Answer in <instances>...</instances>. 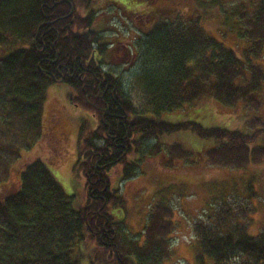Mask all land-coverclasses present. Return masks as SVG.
Returning <instances> with one entry per match:
<instances>
[{
	"label": "trees",
	"instance_id": "1",
	"mask_svg": "<svg viewBox=\"0 0 264 264\" xmlns=\"http://www.w3.org/2000/svg\"><path fill=\"white\" fill-rule=\"evenodd\" d=\"M95 1H104L107 6V1L113 0H0V174H4L0 178L12 172V163L22 151L30 150L42 138L41 110L49 86L66 85L69 101L89 110L97 120L93 129L85 121L79 128L74 169L80 170L85 183L83 206H73V196L66 193L39 158L22 163L16 189L4 192L1 188L0 264H79L85 236L91 234L102 245L107 244L106 248L110 247L107 264H155L162 255L165 258L168 247L162 240V233L172 228L165 221L168 207L158 204L151 208L146 218L144 246H138L137 237L123 232L121 224L115 221L113 210L121 201L111 187L113 172H119L116 167L120 166L121 180L133 177L153 141L178 131H190L205 141H218L222 149L217 146L213 157L221 150L225 152V148L230 152L242 145V154L221 163L252 164L264 155V120L249 119L248 115L250 104L256 110L263 107L264 96L258 93L264 90V77L251 74L243 86L230 83L240 71L244 72L246 62L253 61L252 54L259 47L264 52V0L259 1L254 17L240 30L242 37L252 43L246 49L251 56L247 61L234 58L231 48L220 46L191 22L158 20L163 12L177 13L172 7L166 11L156 8L163 0H118L129 8L126 12L120 7L125 17L133 19L139 15L127 47L135 45L136 57L123 66L128 75L105 69L116 66L108 64L107 58L114 56V60L121 55L118 50L122 44L112 42L113 37L104 38V18L96 16L101 7L94 5ZM137 4L149 5L150 10L130 8ZM196 4L199 12L206 9L204 1L198 0ZM154 6L156 12L151 13ZM78 8L82 13H78ZM233 14L241 21L245 19L240 9ZM143 17L157 20L153 24L140 22ZM145 23L150 28L139 30ZM189 63L192 68L187 66ZM130 78L141 82L151 113H137L126 89ZM103 92L105 97L99 99ZM201 97H208L210 103L192 106L181 114L186 119H161L162 114L173 115ZM221 106L233 107L232 117L237 109L242 110L241 127H248L245 134L237 129L221 130L219 126L204 127L198 123L206 120L214 125V107ZM118 122L119 136L124 126L134 135L130 140L117 141L119 146L115 148L111 135ZM229 133L230 137L235 136L232 133L245 135L248 143H227ZM172 147L178 153L183 150L180 144ZM202 150L190 149V153L197 155ZM214 230L202 236L204 249L201 247L203 257L211 258L213 264H264V230L256 236L250 235L243 224L224 235H216Z\"/></svg>",
	"mask_w": 264,
	"mask_h": 264
},
{
	"label": "rangeland",
	"instance_id": "2",
	"mask_svg": "<svg viewBox=\"0 0 264 264\" xmlns=\"http://www.w3.org/2000/svg\"><path fill=\"white\" fill-rule=\"evenodd\" d=\"M163 1L164 3H159L156 8L164 11L172 7L171 9H175L177 13L169 15L163 12L158 20L179 19L184 23L191 22L199 26L200 32L204 35L217 40L220 46L231 48L235 52L233 57L237 60L247 61L251 57L248 56L246 49L252 43L242 37L240 30L245 28V23L254 17L260 0H199L207 4L202 12L197 9L196 1L198 0ZM111 4L107 1L109 8L98 13V17L104 18L106 29L103 34L104 38L113 37L111 40L114 43L123 40L126 45L130 46L128 39L132 31L131 25L127 19L122 17L124 13L117 10L119 7L116 6L114 9L110 7ZM94 5L101 8L106 7L104 1H95ZM135 7L140 8V11L150 10L149 5L137 4ZM238 9L242 10L245 17L242 21L240 17L233 14ZM106 11H111L114 13L113 16L117 17L105 16ZM78 13H82L79 8ZM143 18L140 22L154 23L157 20L155 17ZM140 28L139 30L146 31L150 25L145 23L140 25ZM259 50L257 51L259 55L252 54V62H246L248 66L243 67L245 73L240 71L230 81L231 85L243 86L251 74L264 77V52ZM125 52L129 55L128 57L125 56L122 59L115 57L114 60H112L114 56L107 58L108 64L111 62L116 66L112 65L105 69L112 70L116 74L128 75L123 71V66L130 60L129 57H136L135 45L132 48H126ZM137 65H139L138 62ZM187 66L192 68L191 63ZM126 86L137 113H151L149 97L138 78H130ZM68 90L67 86L62 83L46 89L41 110L42 138L30 150L22 151L20 158L14 160L12 172L0 178V191L2 187L4 192L16 189L18 169L23 165L22 163L39 158L48 165L66 193L73 196V206L75 208L83 206L86 197L85 183L80 170L74 169L78 157L79 128L83 121L87 122L90 129H93L95 124L94 117L88 112L89 110L75 106L69 101ZM258 94L264 96V90ZM207 98L201 97L194 105L187 106L179 112L176 111L173 115L160 114L161 119L167 122H180L186 119L181 114L195 106L209 104L210 101ZM250 107L252 109H248L249 119L258 117L264 120V104L260 110L254 109L251 104ZM234 111L233 107H214L215 124L210 125L206 120L198 121V123L204 127L219 126L222 127L221 130L237 129L245 134L248 127L244 129L241 127L242 110L237 109V113L232 117L231 113ZM231 135L235 136L230 137L229 133L227 143L243 142L241 141L243 139L248 143V137H244L245 135L235 133ZM159 137L158 142L153 141L148 155L143 158L140 168L133 177L121 180L120 166L116 167L118 173L116 171L113 172L114 175L110 173L113 175L111 187L121 197L120 206L115 211L113 210L115 221L121 224L123 232L134 238L137 237L138 246H144L143 239L146 238L147 233L145 225L148 224L146 221L151 208L158 207V204L168 207V212L165 211V221L172 224V228L167 233H162V240L168 247L165 251V258L162 255L159 260L155 261V264H213L206 254L207 258L203 257L202 250L204 249L202 236L210 229H215L214 234L217 233L216 235H224L243 224L245 230L253 236L264 230V155L259 157L260 160L257 163L252 164L221 163L231 160L238 153H243L242 145L230 152H228L230 149L225 148V152L221 150L219 155L213 157L215 147L219 146L218 141L215 142L216 144L212 141H205L190 131H178L175 134ZM174 144L183 146L181 153L176 152L174 147L171 148ZM246 147L248 148V144ZM190 149L194 152L203 150L200 154L194 155L190 153ZM218 149H222V146ZM114 170L113 168L112 171ZM113 194L115 195V192ZM106 246L107 244L102 245L95 240L92 234L86 235L81 258L78 260L79 264H107L111 249ZM238 259L240 261L241 257Z\"/></svg>",
	"mask_w": 264,
	"mask_h": 264
},
{
	"label": "flooded vegetation",
	"instance_id": "3",
	"mask_svg": "<svg viewBox=\"0 0 264 264\" xmlns=\"http://www.w3.org/2000/svg\"><path fill=\"white\" fill-rule=\"evenodd\" d=\"M59 1H68V0H59ZM111 3H112V7L115 9L116 8V6L117 7H119V8H117V9H120V7L121 8H123L126 12H127V9H129V8H124V1H118V0H113V1H111ZM130 8H135V5H133V6H131ZM130 11H133V12H135L134 10H132V9H130ZM156 12V8H155V6H154V8H153V11L151 12V13H155ZM138 16L139 15H137V16H133L132 18H133V22L136 24V23H138L139 22V18H138ZM152 24H153V22H152ZM118 42H120L119 44H124V41L123 40H120V41H118ZM129 42V41H128ZM126 43L124 44V45H122L120 48H121V50H118L119 52H121V55H118V57L119 58H125V56L126 57H128L129 55L125 52V49H126ZM128 55V56H127ZM131 58H134V57H131ZM130 57H129V59H131ZM105 93L103 92L102 94H101V96H99V99H103L105 96ZM94 124L96 125L97 124V120H96V117H95V119H94ZM107 124L109 125V127H110V129H112V126H111V123H110V121H109V119H107ZM119 124H121V123H117V125H116V129L114 130V135L112 136L111 135V138L113 139L112 141H113V146L115 147V148H117L118 146H119V144H117V141H119V140H130L131 139V137L134 135V134H131L128 130H127V127L126 126H124V128H123V131H122V134H121V136H119V132H120V129L118 128V126H119ZM53 129V128H52ZM132 135V136H131ZM134 138V137H133ZM157 142V141H156ZM49 145H50V143H49ZM137 146V145H136ZM133 148V147H132ZM112 150V148H109V151H111Z\"/></svg>",
	"mask_w": 264,
	"mask_h": 264
}]
</instances>
